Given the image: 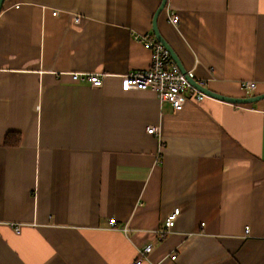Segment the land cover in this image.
<instances>
[{
  "label": "crops",
  "instance_id": "crops-1",
  "mask_svg": "<svg viewBox=\"0 0 264 264\" xmlns=\"http://www.w3.org/2000/svg\"><path fill=\"white\" fill-rule=\"evenodd\" d=\"M161 3L5 0L0 264H133L175 208L173 232L142 264H264V100L207 96L175 111L123 88V75L151 66L136 36L154 35ZM157 29L208 90L264 94V0H171Z\"/></svg>",
  "mask_w": 264,
  "mask_h": 264
},
{
  "label": "built area",
  "instance_id": "built-area-1",
  "mask_svg": "<svg viewBox=\"0 0 264 264\" xmlns=\"http://www.w3.org/2000/svg\"><path fill=\"white\" fill-rule=\"evenodd\" d=\"M170 1L168 0L167 6ZM168 18L169 22L173 25L178 26L180 24V19L173 9L168 10ZM76 22H80V18H76ZM136 38L150 52L151 66L146 71L131 72L123 75L124 90H150L156 94L161 105L168 103L175 111L183 110L187 102L201 103L207 98L206 95L190 84L189 79H195L194 73L189 71L186 75L183 74L170 52L155 35H138ZM70 76L73 82L76 83L89 84L96 87H100L103 84L102 76L98 74L71 73ZM242 88L246 91L255 90L256 83L253 81L244 82L242 83ZM147 133L149 135H156L160 133V129L158 126H151L147 128ZM179 215V208H175L168 214L157 232L156 240L138 250V258L133 264H142L148 261V256L154 250L156 243L163 241L173 232ZM110 226L112 229L116 228V221L114 219L110 220ZM246 233H249L248 229ZM172 259H176V256H172Z\"/></svg>",
  "mask_w": 264,
  "mask_h": 264
},
{
  "label": "water",
  "instance_id": "water-1",
  "mask_svg": "<svg viewBox=\"0 0 264 264\" xmlns=\"http://www.w3.org/2000/svg\"><path fill=\"white\" fill-rule=\"evenodd\" d=\"M5 0H0V12L3 8ZM168 3V0H162V3L159 7V9L157 10L155 17H154V21H153V32L154 35L156 36V38L166 47V49L170 52L171 56L173 57V59L176 61V63L178 64L179 68L181 69L183 74H187V72L183 69V67L181 66L180 62L178 61V59L176 58L175 54L172 52L171 48L169 47V45L164 41V39L161 37V35L158 32L157 29V20L159 15L164 11V9L166 8ZM190 84L195 87L197 90H199L200 92H202L204 95L211 97L213 99L222 101V102H226L229 104H233V105H251L260 101L264 100V94L258 95V96H251V97H246V98H230V97H225L219 94H216L210 90H208L203 84L197 82L195 79H189Z\"/></svg>",
  "mask_w": 264,
  "mask_h": 264
},
{
  "label": "trees",
  "instance_id": "trees-1",
  "mask_svg": "<svg viewBox=\"0 0 264 264\" xmlns=\"http://www.w3.org/2000/svg\"><path fill=\"white\" fill-rule=\"evenodd\" d=\"M21 140V136L14 133H8L5 137L6 146H18Z\"/></svg>",
  "mask_w": 264,
  "mask_h": 264
}]
</instances>
